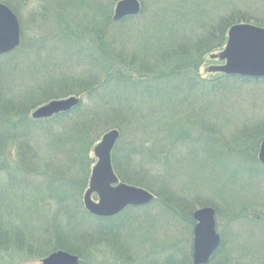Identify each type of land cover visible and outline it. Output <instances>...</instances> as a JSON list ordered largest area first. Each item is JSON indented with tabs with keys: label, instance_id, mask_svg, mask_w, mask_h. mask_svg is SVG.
<instances>
[{
	"label": "trees",
	"instance_id": "trees-1",
	"mask_svg": "<svg viewBox=\"0 0 264 264\" xmlns=\"http://www.w3.org/2000/svg\"><path fill=\"white\" fill-rule=\"evenodd\" d=\"M26 1L30 0H0L17 16ZM43 1L52 13L44 7L37 14L52 22L54 30L46 32L51 42L45 38L41 41L31 39V46H25L28 38L26 42L23 26L19 47L0 55V68L5 69V78L10 80L13 74L18 78H29V82L20 86L17 100L3 104V107L16 108L0 110V172L5 174L6 189L29 194L25 196L31 197L27 201L33 204L28 207L30 217L35 215L37 221V215L46 210L51 200L55 209L51 223L42 224L40 221L46 220H38L37 228L0 222V249L5 254L17 253L26 260L66 250L80 256V264H88L84 259L89 253L84 250H89L91 242H97L103 236L104 241L114 245L110 234L116 233L119 237L127 219L143 215L148 218L151 214L148 209L154 205L159 206L162 215L169 217L170 224L185 219L192 229L195 224L192 214L196 207L212 206L219 214L221 210L212 196L191 192L185 182L182 193L176 190L174 181L181 174L177 167L188 162L202 160L199 169L207 173L204 180L209 183L213 181L210 168L230 170L229 182L233 183L264 179V164L258 159L264 133L255 129L264 130V120L251 124L248 136L239 133L231 141L221 140L213 127L204 121L196 131L179 121L183 116L188 119L191 112L197 116V109L206 110L213 98L238 93L245 86L264 85V78L224 73L213 78L198 76L205 57L220 51L226 44L227 29L231 25L250 22L264 26V18L258 16L264 13V0H245L251 8L259 9L257 13L239 8L225 10L223 7L227 2L224 0H185L178 7L173 4L174 11L172 6L168 13L176 12V16L169 17V26L155 25L154 29L147 26L142 30L144 36L138 37L144 51L141 53L125 49L121 43L126 39L120 42L118 38H135L136 34L130 36L133 31L126 32L124 28L140 29L146 25L147 22L134 25L146 11V0H140L142 9L138 16L121 21H114L112 14V5L119 0H92L91 3L90 0H57L61 5L74 2L78 7L100 5V16L83 20L86 23H79L78 27L72 24L69 15L56 13L53 9L55 0ZM216 12L219 13L215 16ZM171 20L175 24L184 22L196 26L201 31L191 54L182 46L180 50L177 45L166 48L167 36L163 33L173 27ZM117 27L120 30L115 32ZM42 56L44 61L40 59ZM67 66L73 71H58ZM37 76L45 79L34 85L31 77L36 79ZM35 93L39 94L38 98ZM73 95L83 99L70 111L45 119H34L29 115L31 109L47 99ZM146 104L150 108L159 104L162 109L148 116L143 110ZM109 129H118L121 133L112 151V165L118 178L151 191L155 199L145 206H128L112 217H98L86 210L83 193L88 187L90 166L94 163L91 151ZM131 164L139 170L138 179L126 176L125 170L131 168ZM152 167L157 171L155 175L151 174ZM36 195H39L37 200ZM38 199L42 202L40 208H37ZM248 208L245 204L232 213L230 211L228 219L231 220L220 234L222 253L217 255L218 250L208 264H264V209L254 206L249 212ZM245 219L249 224L243 226L247 230L242 232L250 236L234 249L232 223ZM75 229L79 233H75ZM260 231L262 238L257 244L255 240ZM191 232L192 235L193 230ZM127 253L126 249L120 256L123 258ZM191 256L190 250L187 254L181 244L173 243L169 245L167 256L161 259L163 263L168 260V264H193ZM94 264H99L96 259Z\"/></svg>",
	"mask_w": 264,
	"mask_h": 264
},
{
	"label": "rangeland",
	"instance_id": "rangeland-1",
	"mask_svg": "<svg viewBox=\"0 0 264 264\" xmlns=\"http://www.w3.org/2000/svg\"><path fill=\"white\" fill-rule=\"evenodd\" d=\"M101 1L103 2L105 0H101ZM183 1L185 0H146L145 1L146 11L142 15L141 19H139L138 22L134 24L136 26V25H139L138 23L143 24L144 22H147L146 25H143L140 29L133 27V26L124 28V31L126 32L133 31L130 34V36L132 34H136V37L135 38L134 37L123 38L120 36L118 38L120 42L121 40L126 39V42H124L126 44H124L123 42L121 43L122 47L124 46L125 49H128L130 52L137 53L136 51H139V53H141L143 49L142 47H140L141 44H140V41H138V37L144 36L142 34L143 33L142 30H146L145 27L147 26L148 27L150 26V28L152 29H154L155 25H158L159 27H161V25H164V24L169 26L170 24L169 17L171 15L176 16V12L175 14L172 12L168 13L169 11H171L170 8L173 6L172 11H174V5L175 7H178V5H181ZM224 1H226L227 4L223 7V9L229 10V11L239 8V9H245L248 11V13H250V12H256V10L258 9L256 6H254V8H251L249 4H245L246 3L245 0L244 1L243 0H224ZM91 2L92 0H90V3ZM117 2L114 4V6L112 5V14L114 13V9H115ZM55 4H56V7H53V9L57 10L56 13H64L65 15H69L68 18H71L72 24L76 27L79 26L78 25L79 23L85 24L86 22L83 20H89L90 17H94L95 15L96 17L100 16V13L98 10L101 9V7L100 5H97V4H95L93 8L91 6H87V4H83L81 7H78L76 6V4H74V2L70 4L61 5L57 0H55ZM168 5H170V7H168ZM46 6L47 4L43 0H30V1H26L24 6L22 7L21 13L18 15V17L20 21V29L23 26L25 28L26 42L28 38V43H26L25 46H28V47L31 46V39L33 40L37 39L35 41H38V40L41 41L42 39L45 38L48 40V43L51 42L49 39V36L47 37L46 32L47 30H54L52 26V22L48 19L41 18V16L37 14V12L41 11L42 8L44 7L46 8ZM46 10L50 12V14L52 13V9H49L47 7ZM218 13L219 12H216L215 16ZM226 14H228L227 11H226ZM258 16L261 17V19H263L264 13H259ZM47 17L50 18L49 15ZM239 23H250V22H236L233 25L239 24ZM171 24L174 30H171L172 28H169L167 31L163 33L164 37L167 36V41H165L167 42L166 48L169 49L171 47L172 49L174 48V46L177 45L178 50H180L182 46L184 47V49L183 48L181 49H183L184 51L188 49L187 52L191 54L195 49V46H196L195 43L197 42L199 36H201L200 35L201 31L196 26H192L184 22H180V23L177 22L175 24V21L171 20ZM251 24H254V23H251ZM255 25L261 26L259 24H255ZM118 30H120L119 27L114 29L115 32ZM135 30H137L138 33ZM228 30L229 28L227 29V31ZM108 34L111 38H113V35L111 33H108ZM220 51H217L213 54H217ZM211 55L208 54L205 57V62L199 68L198 76L203 77V78H209V77L213 78L217 76L218 74H223L221 72L213 71V67L220 65L222 62L218 59H212ZM40 59L44 61L43 56ZM27 67L29 68L30 66H27ZM0 69H2L0 70L1 72L0 73V102H1L0 110H2L3 108L7 109V107H9L10 110L15 109L16 106L10 107L11 105L10 106L6 105L3 107V104H6L8 102L10 103L11 101L17 100L18 94L19 92H21L19 90L21 89L20 86H22L25 82H29V78L23 79L22 76L21 78H18L16 74L15 75L13 74V75H10L11 78L9 80L8 78H5V69L3 67ZM64 69L72 70L73 68H68L67 66V67H63L62 69L58 71L60 72L61 70H64ZM42 74L43 73H41V75ZM46 75H47V72H46ZM42 78L43 77L41 76H37L36 79L35 77H31V81L34 80L33 84L38 85L39 83L42 82ZM44 79L45 78H43V80ZM38 96L39 94L36 97L38 98ZM73 96H76V95H73ZM68 97H71V96H67L63 98H55V99H64ZM76 97H79L80 100L83 99L80 96H76ZM52 100L54 99H47V101H45L44 103H40V105L35 106L34 109H31L29 113L31 118H32V113L39 106H42ZM146 105L147 106L143 107V110L148 114V116L152 114H157L162 109V108L160 109L159 104H156L154 107H151V108L149 104H146ZM197 111H198L197 116L196 114H194V112H191V116L187 117L188 119H186V117L183 116L182 119H180L179 121L183 122V125L185 124L189 127L195 128L194 131L199 130L200 125L202 124V121H204L210 127H213L212 130L216 132L218 137L223 141H231L232 138L239 133H242V134L246 133L248 136L249 130H251L250 128L251 124H255V123H258L264 120V85L245 86L241 91L235 94L225 93L224 96H218L216 98H213V100L209 103V107L206 110L199 111L197 109L196 112ZM100 113H101V110H100ZM259 128H255V129H257V131L259 132L264 133V130H261ZM109 130H112V129H109ZM102 136L95 143V146L100 142V140L102 139ZM125 149H127V147ZM258 154H259V151H258ZM91 156L94 159V163H92L90 166V169L92 171V168L95 165L97 160L94 156L93 151H91ZM200 158L202 159V156ZM200 161L202 160L197 161L199 163L188 162L186 164H183L182 166L179 165L177 169L179 170V172H181V174L179 173L177 175V177L175 178L174 184L178 187V188L176 187L177 188L176 190H178L180 193H182L183 191L181 187L183 183L185 182L189 184V187L192 190L191 192L194 191V193H196L197 195L200 194V195H205V196H212L214 198L215 204L218 205L219 209L221 210L220 212L221 214L216 213V218H215L216 219V230L219 235L221 234V230L225 228L226 225L229 223L230 218L228 219V217L230 215V211L232 213L233 211L237 209V207L245 206V204L249 206L248 208L249 212L254 206L255 208L257 207L259 209H264V179L263 178L261 180H256V181H249L245 179V180H240L236 183H233V182H229V179L232 177L229 174L230 170L225 169V168L224 169L212 168L214 170L212 172V169L210 168L209 173H212L210 177L213 181L209 183L208 181L204 180L207 173H204V170L199 169L201 167ZM180 167L181 169H179ZM138 171L139 170L136 168V166L131 164V168L128 167V169L125 170V172L127 173L125 174L128 177L133 178L134 176L138 179V175H136L138 174ZM155 172H157L155 171V167H152L151 174L155 175ZM174 172H176V170ZM122 174L125 175L124 173ZM31 178H34V176L31 175ZM5 180H6L5 174L0 172V222L16 224L22 227H26V225L30 227L33 225L36 228L39 227L40 225L38 224L39 223L38 220L45 219L46 222L40 221L42 222V224L49 223V222L51 223L52 216H53L54 209H55L54 208L55 203L53 200H51L49 204L46 206L45 211H41V215L39 214L37 215L36 219L38 220L36 221L34 219L35 215H32L33 218L30 217L29 215L28 207L29 206L32 207L33 205L30 201H27V200H31V197L29 199L26 198V196H28L29 194L27 192H25V194L23 192L19 193V192H16V190L10 189V188L6 189L7 186L5 185V182H6ZM121 182L141 187L139 185L131 184L125 181H121ZM87 188L85 189V191L87 190ZM27 190H30V189H27ZM84 193H83V198H84ZM38 196L39 195L35 196L36 200ZM95 200H97V198ZM38 203L39 204L37 205V208H40L42 205V202L40 199H38ZM158 207H159L158 205H154L148 209L151 212L148 218H146V215H143L142 217H135L134 219H132L133 218L132 217L131 220L129 221L128 219L125 220L124 226L122 230L120 231L121 235L119 237L117 236L116 233L114 235L111 233L110 236L112 237H110V240L114 241V245H117V246L114 247L113 243H110V241H104L105 238L103 236L102 238H99L97 242H91V245L89 246V250H86V249L84 250L86 253H89V254H86L89 256L88 258L84 259L85 262L88 264H94V259H96L99 264H102V262H104V264H109V263L111 264H153L154 262H157V264H168V260L165 263H163L164 260H162L161 258H165L167 256L169 252V245L173 243H179V245L181 244L185 248V253L187 254L189 253V250H190V254H192L191 258L193 262V234L191 235L192 233L191 231L194 230L195 224L192 227V229L188 221H186L185 219H180L179 223L170 224V222L168 221L169 217L166 215H162V212L160 211V208ZM202 207H205V206L196 207L195 210L202 208ZM68 222H71V221H68ZM66 223L67 221L65 223L63 222V224H66ZM194 223H196L195 220H194ZM248 224H249V221H247L246 219L238 221L236 223H232L231 229L234 233L232 235L231 240L233 242L232 246H234V249L244 244L243 242L245 241V239L248 238V236H250L242 232L243 230H247L246 228H243V226L248 225ZM75 233H79V230L78 231L76 230ZM37 234H39V229L37 231ZM256 238H257L255 240L256 243L260 242V239L262 238L261 231H260V234H258ZM188 240H190L191 242H188ZM222 248L223 246H221V242H220L218 248L212 254L211 260L214 258L218 250H219V253L217 255L222 253ZM126 249L128 250V253L124 255L125 257L123 256L122 258L120 255L122 252L126 251ZM69 252L72 253L71 251ZM49 254L45 255L44 257L48 256ZM72 254H75V253H72ZM44 257L42 258L31 257L25 260L23 257H21L20 254L12 253L10 255H7L5 254V251L0 249V264H42V259ZM78 257L81 262L82 259L80 258V256ZM128 259H131V260L129 261ZM185 264H188V263H185Z\"/></svg>",
	"mask_w": 264,
	"mask_h": 264
},
{
	"label": "water",
	"instance_id": "water-1",
	"mask_svg": "<svg viewBox=\"0 0 264 264\" xmlns=\"http://www.w3.org/2000/svg\"><path fill=\"white\" fill-rule=\"evenodd\" d=\"M140 12L139 0H120L115 6L113 20L135 17ZM227 36L225 47L211 55L212 59L222 62L214 66L213 71L254 79L264 78V27L239 23L229 28ZM20 41L21 29L17 15L0 2V55L14 51ZM80 101L76 96L54 99L39 106L32 113V118L45 119L70 111ZM119 137L118 129L109 130L93 149L97 161L92 168L83 202L86 210L98 217H112L128 206H145L155 199L151 191L121 182L116 175L112 165V150ZM258 159L264 164V141L260 145ZM94 194L97 200L93 198ZM215 215L216 211L211 206L199 208L193 213L196 221L193 230L194 264H207L221 242ZM42 264H80V259L68 251L57 250L44 257Z\"/></svg>",
	"mask_w": 264,
	"mask_h": 264
},
{
	"label": "flooded vegetation",
	"instance_id": "flooded-vegetation-1",
	"mask_svg": "<svg viewBox=\"0 0 264 264\" xmlns=\"http://www.w3.org/2000/svg\"><path fill=\"white\" fill-rule=\"evenodd\" d=\"M5 55V54H4Z\"/></svg>",
	"mask_w": 264,
	"mask_h": 264
}]
</instances>
